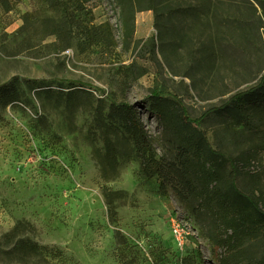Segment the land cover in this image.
Instances as JSON below:
<instances>
[{
    "label": "rangeland",
    "instance_id": "rangeland-1",
    "mask_svg": "<svg viewBox=\"0 0 264 264\" xmlns=\"http://www.w3.org/2000/svg\"><path fill=\"white\" fill-rule=\"evenodd\" d=\"M0 0V264H216L208 222L157 177L107 118L130 104L158 159L173 157L150 109L160 93L191 119L257 86L264 74V0H155L125 17L121 0ZM101 27L100 36L91 33ZM213 148L240 157L244 192H262L264 138L228 116L199 124ZM172 219L188 232L179 245ZM21 241L47 247L20 251ZM264 252V241L261 244Z\"/></svg>",
    "mask_w": 264,
    "mask_h": 264
},
{
    "label": "trees",
    "instance_id": "trees-1",
    "mask_svg": "<svg viewBox=\"0 0 264 264\" xmlns=\"http://www.w3.org/2000/svg\"><path fill=\"white\" fill-rule=\"evenodd\" d=\"M54 7L59 0H49ZM91 0H79L84 10ZM135 0H121V13L135 15ZM140 10L155 8V0H136ZM264 3V2H263ZM103 26L91 33L100 36ZM18 96L14 86L0 91V103L13 102ZM150 109L169 135L173 157L158 159L143 123L126 102L112 103L107 118L117 121L134 143L141 174L160 180L163 196L171 190L197 218H204L211 228L209 240L216 255V264H264V199L262 192L248 194L241 190L238 179L245 174L240 157H228L212 147L199 124L212 115H226L235 127H242L255 137L264 138V74L260 83L237 92L220 106L191 119L184 105L160 93L151 96ZM20 251L40 255L48 250L35 242L21 241ZM194 264V263H193Z\"/></svg>",
    "mask_w": 264,
    "mask_h": 264
},
{
    "label": "built area",
    "instance_id": "built-area-1",
    "mask_svg": "<svg viewBox=\"0 0 264 264\" xmlns=\"http://www.w3.org/2000/svg\"><path fill=\"white\" fill-rule=\"evenodd\" d=\"M171 224L172 232L176 237V240L178 241L179 245L182 246L186 240V236L188 235L185 225L175 219H172Z\"/></svg>",
    "mask_w": 264,
    "mask_h": 264
}]
</instances>
